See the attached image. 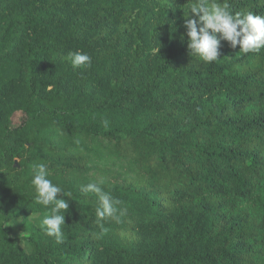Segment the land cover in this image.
Here are the masks:
<instances>
[{"label":"trees","instance_id":"1","mask_svg":"<svg viewBox=\"0 0 264 264\" xmlns=\"http://www.w3.org/2000/svg\"><path fill=\"white\" fill-rule=\"evenodd\" d=\"M192 2L0 0V264H264V48L190 55ZM41 162L71 194L60 242L31 220ZM94 180L121 222L97 221Z\"/></svg>","mask_w":264,"mask_h":264},{"label":"clouds","instance_id":"2","mask_svg":"<svg viewBox=\"0 0 264 264\" xmlns=\"http://www.w3.org/2000/svg\"><path fill=\"white\" fill-rule=\"evenodd\" d=\"M191 18H186L187 46L190 55L200 57L204 62L211 63L220 58L222 42H227L232 49L239 47L245 54L259 52L264 48V16L252 12H236L229 10L227 3L222 0H193L189 9ZM184 39V37H182ZM67 59L73 68H83L91 65V57L80 51L70 52ZM104 127L109 122L105 120ZM32 185L35 188V203L50 207V214L44 216L41 229L49 237L58 242L63 239L62 228L65 226V215L69 204L61 195L69 197L49 176L51 175L46 163L30 165ZM84 195L95 194L97 197L95 216L97 221L114 220L121 222L124 211L118 206L121 201L114 198L110 191H105L103 181H91L81 185ZM108 229L100 224L99 237H103Z\"/></svg>","mask_w":264,"mask_h":264},{"label":"rangeland","instance_id":"3","mask_svg":"<svg viewBox=\"0 0 264 264\" xmlns=\"http://www.w3.org/2000/svg\"><path fill=\"white\" fill-rule=\"evenodd\" d=\"M22 120V115L18 114L16 117H15V124H18L20 123ZM44 217H37L36 215H33L31 217V220L33 222H35L36 224L40 225L41 226V222L43 220ZM8 229L11 233V235L15 238H19V239H22L23 237L26 236V234L23 232V229L21 227V225L19 224V220H14V221H11L9 224H8Z\"/></svg>","mask_w":264,"mask_h":264}]
</instances>
